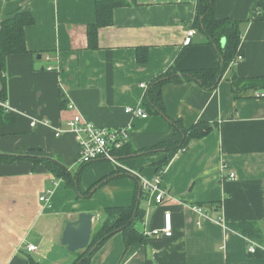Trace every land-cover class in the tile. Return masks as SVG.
Wrapping results in <instances>:
<instances>
[{
	"label": "crops",
	"instance_id": "obj_1",
	"mask_svg": "<svg viewBox=\"0 0 264 264\" xmlns=\"http://www.w3.org/2000/svg\"><path fill=\"white\" fill-rule=\"evenodd\" d=\"M127 2L114 10L111 26L99 29L97 49L89 50L86 28L95 20V0H0V25L19 12L34 19L24 30L28 53L6 58L12 118L0 127V153L52 159L75 174L81 169L76 137H56L55 129L74 116L96 128L128 126L129 150L136 154L121 162L147 180L160 175L168 195L160 204L153 196L140 202L144 219L135 228L146 237L143 244L125 250L122 234H116L90 264H264V255H249L246 238L226 226L255 224L263 234L259 246L264 252V99L253 97V91L235 94L230 81L233 75L264 77V0L261 5L258 0H215L217 19L239 22L235 58L242 56L235 66V58L228 64L215 89L194 81L162 85L167 119L184 128L197 122L214 127L176 153L159 174L157 164L166 153L146 150L178 137L164 117L145 110L146 119L134 118L124 110L145 105L146 90L158 77L216 70L223 61L217 47L194 27L196 0ZM188 30L194 35L183 46ZM137 48L148 49L143 64L136 59ZM121 174L104 159L84 166L82 192L105 179L84 198L42 166L0 164V264H73L80 251L68 252L60 243L65 225L78 214H92L93 233L105 207L130 206L140 182ZM48 191V202L40 201ZM192 207L201 208L204 217ZM165 213L172 236H149L162 230ZM27 245L35 251L27 252Z\"/></svg>",
	"mask_w": 264,
	"mask_h": 264
},
{
	"label": "trees",
	"instance_id": "obj_2",
	"mask_svg": "<svg viewBox=\"0 0 264 264\" xmlns=\"http://www.w3.org/2000/svg\"><path fill=\"white\" fill-rule=\"evenodd\" d=\"M260 1V2H259ZM261 5V0H258ZM129 5L127 0H95V20L86 28V36L89 50H96L98 47V31L101 28L111 26L113 23V12L117 8ZM215 0H196V17L194 27L202 31L208 42L217 47L220 57L222 58V67L216 70H202L194 72H184L182 77L167 76L165 79L161 77L153 80L145 93L144 109L153 115H160L168 120L173 135L177 136V140L162 142L157 146L146 150V153H152L155 150H161L166 153L165 159L157 164L156 171L161 173L170 163L173 157L179 151H185L193 141H197L205 137L212 129L213 125L205 122H197L189 128H184L180 121L167 119L163 98L161 95V87L167 82H197L203 89L213 90L216 88L222 73L228 64L235 58L237 47L240 43L239 22L228 19H217L214 15ZM34 19L27 12H19L5 19L0 25V100L6 101V83L5 69L6 58L9 55H21L28 53L25 43L24 30L26 27L32 26ZM225 39L224 48L220 47V41ZM148 57L147 48L136 49V59L138 63H145ZM231 87L235 94L253 91L262 94L259 98L264 99V77H254L248 79H240L235 75L231 78ZM254 93V94H255ZM253 97H256L253 95ZM11 115L4 112L0 108V127L11 122ZM129 144H125L121 150L116 152L117 160L129 157L136 152L129 150ZM29 162L33 170L39 166L44 167L48 172L52 173L57 179H61L66 186L73 188L84 198H88L98 188L104 185L103 180L94 183L87 192H82L79 188V182L84 166L81 165L80 170L71 174L66 167L62 166L58 161L39 157V156H18L0 153V164L11 165L16 162ZM123 164V163H122ZM124 165V164H123ZM121 176L125 175L124 171L115 168ZM112 176L106 179H112ZM160 178V175L157 176ZM108 180H106L107 182ZM148 194L144 192L139 185L136 199L130 206H108L102 211L100 225L93 231L88 247L77 254L73 264H90L92 257L98 250L114 235L122 234L125 250L135 243H144L145 236L139 233L135 225L144 219V211L140 208V202L145 201ZM229 229L241 234L246 238L247 245L253 242L261 246L262 232L252 223L240 222L237 224H227ZM91 248H94L90 252ZM249 255H264V252L256 248L254 253ZM29 264H37L29 261Z\"/></svg>",
	"mask_w": 264,
	"mask_h": 264
},
{
	"label": "built area",
	"instance_id": "obj_3",
	"mask_svg": "<svg viewBox=\"0 0 264 264\" xmlns=\"http://www.w3.org/2000/svg\"><path fill=\"white\" fill-rule=\"evenodd\" d=\"M194 35V30H188L186 36L183 40V46H189L191 44V39ZM48 59V58H46ZM242 61V56L238 55L232 61L231 65L235 66L237 63ZM48 71H51L52 68H48ZM140 88L145 89L143 85H140ZM256 97H260L262 94L255 93ZM0 108L6 112L11 113V108L7 105L6 101L0 100ZM71 108V107H70ZM125 113L134 117L146 119L148 117L145 109L142 105L128 107L125 110ZM35 126L34 123L31 124ZM130 127L118 128V129H103L96 128L88 122L84 121L80 116H74L72 119L64 123V126L61 128L55 129V136L60 137L66 133H72L75 135L78 146H79V159L78 163L80 165L90 164L98 159H104L110 162L114 168L121 169L124 173L131 174L138 178L141 188L148 196L154 199V202L160 204L165 196H167L166 190L162 189L160 186V180L158 177H155L152 180H147L140 176L139 174L131 171L129 168L125 167L122 163L117 160L116 152L121 150V148L128 143V132ZM230 179L234 178L233 174H229ZM50 192L40 198L42 202H48V195ZM192 210L201 217H204L203 210L201 208L192 207ZM198 227L201 225L197 223ZM161 233L164 237L170 238L172 236V225L170 214L165 213L163 220L162 230H155L148 233V235H158ZM261 247L253 242H249L247 245V252L254 253L255 249ZM27 252L35 251L33 245L26 246Z\"/></svg>",
	"mask_w": 264,
	"mask_h": 264
},
{
	"label": "water",
	"instance_id": "obj_4",
	"mask_svg": "<svg viewBox=\"0 0 264 264\" xmlns=\"http://www.w3.org/2000/svg\"><path fill=\"white\" fill-rule=\"evenodd\" d=\"M226 42L222 41V48ZM40 58V56L38 57ZM94 215L88 213L78 214L77 219L65 225L60 243L66 247L68 252L75 253L85 250L92 235V221ZM94 248H91L90 252Z\"/></svg>",
	"mask_w": 264,
	"mask_h": 264
},
{
	"label": "bare ground",
	"instance_id": "obj_5",
	"mask_svg": "<svg viewBox=\"0 0 264 264\" xmlns=\"http://www.w3.org/2000/svg\"><path fill=\"white\" fill-rule=\"evenodd\" d=\"M260 2V1H259ZM91 164V163H90Z\"/></svg>",
	"mask_w": 264,
	"mask_h": 264
}]
</instances>
